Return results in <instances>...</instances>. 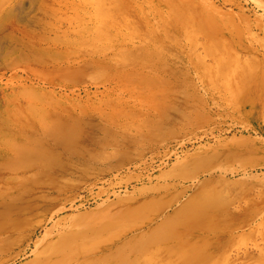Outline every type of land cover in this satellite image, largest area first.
I'll return each mask as SVG.
<instances>
[{"label": "rangeland", "instance_id": "1", "mask_svg": "<svg viewBox=\"0 0 264 264\" xmlns=\"http://www.w3.org/2000/svg\"><path fill=\"white\" fill-rule=\"evenodd\" d=\"M150 4L153 45L178 67L164 115L154 136L144 129L133 145L121 142L120 164L104 145L102 165L80 166L59 233L79 253H136L129 264H264V10L254 0ZM14 188L12 178L0 182L1 193ZM181 204L182 215L156 218ZM222 233L228 250H206Z\"/></svg>", "mask_w": 264, "mask_h": 264}, {"label": "bare ground", "instance_id": "2", "mask_svg": "<svg viewBox=\"0 0 264 264\" xmlns=\"http://www.w3.org/2000/svg\"><path fill=\"white\" fill-rule=\"evenodd\" d=\"M158 33L150 0H0V182H15L0 192V264L30 254L28 264L133 263L136 253L114 257L119 248L77 252L55 219L80 166L103 164L104 145L118 165L121 142L133 145L144 129L154 136L178 70L167 48L153 45ZM185 211L181 204L156 218ZM225 238L206 250H228Z\"/></svg>", "mask_w": 264, "mask_h": 264}]
</instances>
